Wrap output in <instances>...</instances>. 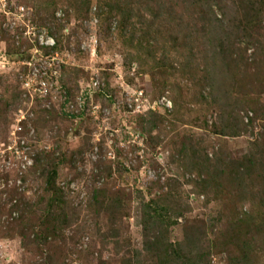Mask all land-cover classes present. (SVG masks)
<instances>
[{
	"label": "rangeland",
	"instance_id": "374dc122",
	"mask_svg": "<svg viewBox=\"0 0 264 264\" xmlns=\"http://www.w3.org/2000/svg\"><path fill=\"white\" fill-rule=\"evenodd\" d=\"M221 1L215 66L196 0H0V264H264V0Z\"/></svg>",
	"mask_w": 264,
	"mask_h": 264
},
{
	"label": "trees",
	"instance_id": "16d2710c",
	"mask_svg": "<svg viewBox=\"0 0 264 264\" xmlns=\"http://www.w3.org/2000/svg\"><path fill=\"white\" fill-rule=\"evenodd\" d=\"M239 2L241 3L242 7L247 11H249L252 8V2L250 0H248L244 3L241 2V0ZM222 3L223 2L221 0H196V2H194L193 5L195 7H198V9H200L201 16L204 14L203 18H201V23H202V26H204V28L206 27L205 25L208 22H209L208 24H215L213 17H208V16H214L215 11H217L219 8L218 6H221L219 4H222ZM255 14L257 15L258 13H255ZM220 20H221V18H220ZM241 20L242 19H236L235 21L240 22ZM252 21L253 20L250 19V16L246 15V17L244 18V21L242 22V25H243L242 28L244 29V31L245 30L247 31L246 25H250V23ZM218 22H220L221 24L220 25L215 24V25H217V29L215 31H218L217 34L219 35V38H216V40L214 42H212V44H211V47H213L211 49L213 50L212 54H214L213 63H215V66H217V64L222 62V60H218L217 57H223L224 54L229 53L228 50H226V47L224 46V44L222 42V38L220 37V31H224V32L227 31V26L225 25L224 22H226V24H228L231 27L230 21L222 20V21H218ZM226 58H228V57H226ZM225 64L227 65L228 63H225V61H223L221 63V66L225 65ZM25 233H26V231L20 232V234H22V237H20L22 242L24 241L23 237H24ZM40 237H42V236H40ZM43 243L44 242H41L38 244L41 245ZM45 243H47V241Z\"/></svg>",
	"mask_w": 264,
	"mask_h": 264
},
{
	"label": "built area",
	"instance_id": "2783aa9c",
	"mask_svg": "<svg viewBox=\"0 0 264 264\" xmlns=\"http://www.w3.org/2000/svg\"><path fill=\"white\" fill-rule=\"evenodd\" d=\"M46 43H50L51 45H53L52 43V40H46ZM53 47V46H52ZM27 86H29L28 84H27ZM38 92L39 94H40V98L41 99H45V97H42V96H45L46 95V84H44V83H41L40 84V86H39V89L38 90H35V92ZM33 99H34V97H33ZM17 128H18V130H21V121L19 120V122H18V125H17Z\"/></svg>",
	"mask_w": 264,
	"mask_h": 264
}]
</instances>
